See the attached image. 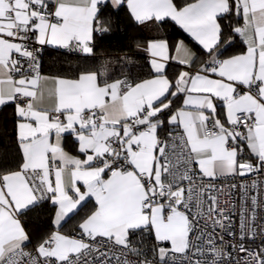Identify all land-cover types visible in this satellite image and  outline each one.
I'll list each match as a JSON object with an SVG mask.
<instances>
[{
  "label": "snow or ice",
  "instance_id": "1",
  "mask_svg": "<svg viewBox=\"0 0 264 264\" xmlns=\"http://www.w3.org/2000/svg\"><path fill=\"white\" fill-rule=\"evenodd\" d=\"M125 3L138 23L173 21L199 51L150 40L140 79L41 74L45 45L92 54L94 34L109 31L105 8ZM173 61L182 67L170 72ZM9 104L20 160L0 172V264H264L257 180L216 183L264 175V0H0V107ZM66 133L79 155L65 150ZM236 190L238 239L225 241L237 235ZM90 199L75 233L62 232ZM42 204L55 228L33 244L23 218ZM145 233L152 259L134 243Z\"/></svg>",
  "mask_w": 264,
  "mask_h": 264
},
{
  "label": "trees",
  "instance_id": "2",
  "mask_svg": "<svg viewBox=\"0 0 264 264\" xmlns=\"http://www.w3.org/2000/svg\"><path fill=\"white\" fill-rule=\"evenodd\" d=\"M104 11L105 26L109 31L95 34L92 54H74L48 47L40 55V71L65 77H77L84 71L98 74L105 72L110 80L123 77L140 79L147 77L149 73V58L144 49L150 40L163 38L174 42L184 39L196 52L199 51L191 37L171 20L163 23H138L131 16L126 4L119 9H113L109 4ZM242 47L237 39L234 47L226 54L230 55ZM174 70L175 68L169 67L170 72ZM104 78L105 76H100V79ZM19 160L15 109L14 105L9 104L0 107V172L14 169ZM88 205L89 203L65 224L70 227L71 223H78L92 209ZM53 218L54 210L50 204H42L23 218L27 231L33 237V244L37 236L46 235L54 230ZM70 230L74 231L75 228L70 227ZM140 240L143 241V249L151 252L155 243L154 238L147 233L138 234L134 238V243ZM27 246L32 248V245Z\"/></svg>",
  "mask_w": 264,
  "mask_h": 264
},
{
  "label": "built area",
  "instance_id": "3",
  "mask_svg": "<svg viewBox=\"0 0 264 264\" xmlns=\"http://www.w3.org/2000/svg\"><path fill=\"white\" fill-rule=\"evenodd\" d=\"M99 34V33H97ZM48 48L47 45H45L43 47V50L41 51L40 55H42V53ZM63 51L65 52H68V53H74V54H80V51H77V50H73V49H64ZM251 179H256L257 182H258V188L256 190H252L251 192H249V196L251 195H256L257 196V200H258V203H260L261 201H264V175H256V174H252L250 176H246V177H231V178H227V179H224V180H218L216 181L217 184H220V183H230V182H237V181H240V180H245V181H248L250 182ZM221 199H226L225 197H221ZM235 203H236V211H235V214L233 215L232 219H233V231L237 233L236 236H231L229 237L227 235V233H224V236H225V241H235L238 239V226H239V206H240V199H239V191L236 190L235 192ZM249 205L251 204V201L249 200L247 202ZM257 213H258V216H259V220L258 222H264V208H260L258 207L257 208ZM156 243V241H155ZM154 243V245H155ZM261 243V239L260 237L258 236L254 241H246V247H250V248H256L259 244ZM145 250V248H144ZM231 250V249H229ZM25 251H32V248L30 247H25ZM147 251V250H145ZM148 258L149 259H152L153 258V255H152V252H148ZM180 254H177V256L179 257ZM131 259H135L134 257H130ZM236 256L235 254L233 255V259H235ZM20 261H21V264H26V261H27V258L26 257H21L20 258Z\"/></svg>",
  "mask_w": 264,
  "mask_h": 264
},
{
  "label": "crops",
  "instance_id": "4",
  "mask_svg": "<svg viewBox=\"0 0 264 264\" xmlns=\"http://www.w3.org/2000/svg\"><path fill=\"white\" fill-rule=\"evenodd\" d=\"M126 4V3H125ZM127 6V5H126ZM187 34V33H186ZM188 35V34H187ZM94 37H95V34H94ZM192 39V38H191ZM168 40V39H167ZM180 40H183L184 41V43L186 44V45H188L193 51H196L187 41H185L184 39H178V40H176V41H174V42H171V41H169V43L170 44H174L175 42H177V41H180ZM195 42V41H194ZM49 48H54V49H58V50H64L65 48H61V47H58V46H51V45H47ZM198 46V45H197ZM147 47V46H146ZM199 47V46H198ZM80 54H82V55H90V54H84V53H82V52H80ZM148 55V54H147ZM149 58V57H148ZM170 67L171 68H175V70H176V67H182V66H180V65H177L174 61L173 62H171L170 63ZM92 72V71H91ZM41 74L42 75H46V76H49V77H61V78H68V79H72V78H77V77H65V76H59V75H54V74H49V73H43V72H41ZM46 87L47 88H51L52 87V84L49 82L47 85H46ZM51 103H52V100H50L49 99V97H48V95H47V92L45 93V97H44V104H45V106H49V105H51ZM63 145H64V148H65V150L67 151V152H69L70 154H72V155H79V153H78V144H77V141L75 140V138L71 135V134H69V133H66L65 134V136H64V141H63ZM81 158H83L82 156H81ZM87 203H89V208L90 207H92L93 208V206H94V200H89L88 202H86V204ZM84 207V206H83ZM83 207L80 209V210H82L83 209ZM79 210V211H80ZM76 214V213H75ZM74 214H70V218L73 216ZM53 220H54V218H53ZM69 219H67L66 220V222L68 221ZM81 220V219H80ZM66 222H62V227H61V231L62 232H64V233H68V234H74L75 233V230L73 231V230H70V227H72V228H75L76 229V226H77V224L80 222H78V223H71V225H70V227L69 226H67L65 223ZM54 228H55V226H54ZM27 230V229H26ZM166 247H168L169 245H165ZM26 247H28V246H26Z\"/></svg>",
  "mask_w": 264,
  "mask_h": 264
}]
</instances>
